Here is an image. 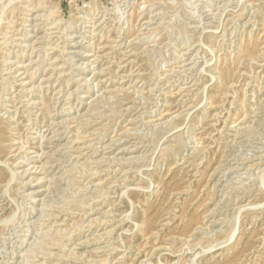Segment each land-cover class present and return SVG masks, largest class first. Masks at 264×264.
<instances>
[{"label":"rangeland","instance_id":"rangeland-1","mask_svg":"<svg viewBox=\"0 0 264 264\" xmlns=\"http://www.w3.org/2000/svg\"><path fill=\"white\" fill-rule=\"evenodd\" d=\"M9 1L0 264H264V0Z\"/></svg>","mask_w":264,"mask_h":264},{"label":"bare ground","instance_id":"bare-ground-1","mask_svg":"<svg viewBox=\"0 0 264 264\" xmlns=\"http://www.w3.org/2000/svg\"><path fill=\"white\" fill-rule=\"evenodd\" d=\"M11 1V0H10ZM9 1V3H11ZM30 10L36 12V11H39L41 10L40 8L36 9V8H31ZM33 15V14H32ZM43 14H38V16H41ZM29 19H32L30 17L28 18H25V21L29 20ZM36 41H39V37ZM76 43H74L73 45H71L70 47L72 48V53H78L79 50H78V46L76 45ZM86 54H83V56H85ZM20 67H23L25 68L26 66L23 65V64H19ZM18 68V67H17ZM20 69V68H19ZM52 70H54L55 68H50ZM27 69L25 68L24 71H21L19 72V79L20 80H23L24 77H25V74H26V71ZM54 77V72L53 73H50L49 75L45 76V80L47 81V83L49 85L52 84V81H51V78ZM62 127V124H61V121H53L51 122V124H48L46 125V130L44 131V134L45 132H47L48 130H50L51 128H56V132L55 135L53 136H49L47 137L46 136V140L47 143H48V147L50 148H53L56 146V143L59 142V140L61 139V135H63V131L60 130V128ZM129 142V141H128ZM128 142H127V139H122L120 138L119 140L115 141V142H110L108 144H106L104 147H103V154H104V157L108 160L112 159L115 157V154L112 155V153H114L115 149L118 148L117 152H116V155L120 154V155H124V154H128V153H133L137 148L138 146L136 145V143H132V144H129L128 145ZM44 154V153H43ZM48 168L52 167V165H47ZM35 170H33L34 172ZM32 172V173H33ZM36 173V172H35ZM32 178V177H31ZM40 189H35L34 191H32V194H34V196H38L39 193H40Z\"/></svg>","mask_w":264,"mask_h":264}]
</instances>
